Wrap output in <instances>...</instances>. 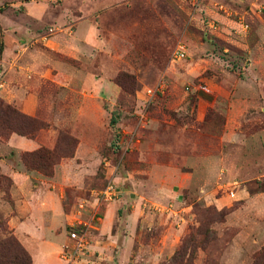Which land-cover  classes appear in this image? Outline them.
Returning a JSON list of instances; mask_svg holds the SVG:
<instances>
[{
	"label": "rangeland",
	"instance_id": "obj_1",
	"mask_svg": "<svg viewBox=\"0 0 264 264\" xmlns=\"http://www.w3.org/2000/svg\"><path fill=\"white\" fill-rule=\"evenodd\" d=\"M0 41V103L44 125L0 139V240L31 264H264V0H0ZM59 134L51 177L25 169L17 138Z\"/></svg>",
	"mask_w": 264,
	"mask_h": 264
},
{
	"label": "trees",
	"instance_id": "obj_2",
	"mask_svg": "<svg viewBox=\"0 0 264 264\" xmlns=\"http://www.w3.org/2000/svg\"><path fill=\"white\" fill-rule=\"evenodd\" d=\"M2 43L0 41V52ZM44 128V125L33 117L22 114L9 105L0 103V139L7 141L11 133L32 139L35 134ZM62 146L73 143V140L64 134H59L54 147L51 150L37 148L30 152H24L20 159L27 170H35L45 177H51L52 167L60 158L70 157V153L63 151ZM0 231H4L0 226ZM8 253V255H7ZM180 255H173L170 263L179 260ZM168 263V264H170ZM0 264H31L29 257L18 242L7 236L0 240Z\"/></svg>",
	"mask_w": 264,
	"mask_h": 264
},
{
	"label": "crops",
	"instance_id": "obj_3",
	"mask_svg": "<svg viewBox=\"0 0 264 264\" xmlns=\"http://www.w3.org/2000/svg\"><path fill=\"white\" fill-rule=\"evenodd\" d=\"M78 24L80 25V23H78ZM77 27H78V25H77ZM79 28H80V27H79ZM77 31H78V30L76 29V32H77ZM88 32L90 33V36H91V35H93V33H94V29L91 28ZM13 139H14V136L10 137L9 140H8V142H7V144H9L10 141H12ZM17 140L25 142V144H26L27 146H29V147H27V146L24 147L25 150L22 149V148H20V149L15 148L16 151H21V150H22V151H31V150H34V149L37 147V143H36V144H32V143L29 142L30 140H28V139H22V138H19V137H18ZM19 169H20V167H19ZM20 170H21V169H20ZM8 172H9V171H8ZM8 174H10V176H11L12 180H14V182H15V179H14V178H18V177H20L19 175H15V174H13L12 171H10ZM23 176H25V175H23ZM28 184L30 185V179H29V177H28ZM29 189H30V191H34V189H31L30 187H29ZM2 210H4V212H3ZM7 212H12V209H11V208L8 209V208L5 207L4 205H2V207H0V213L2 214L1 217H5V216H6V219H7V223H8V224H11V225H12L14 222H17V221H18V220L16 219V217H17L16 214L13 215V216H10V215H6ZM27 220H28L29 222H33L32 219H30V218H27ZM18 223H20V222L18 221ZM32 260H33V263H32V264H38V263H36V258H35V260L32 258ZM39 261H40V257H39Z\"/></svg>",
	"mask_w": 264,
	"mask_h": 264
},
{
	"label": "built area",
	"instance_id": "obj_4",
	"mask_svg": "<svg viewBox=\"0 0 264 264\" xmlns=\"http://www.w3.org/2000/svg\"><path fill=\"white\" fill-rule=\"evenodd\" d=\"M182 53H183V49L181 47H177V49L174 51V55L178 57L182 56ZM115 194L116 193H115L114 187L113 185H111L110 182H108L105 185L104 189L101 191V196L106 201L111 200L115 196ZM69 237L71 239L78 238V236L76 235V233H74V231L69 232Z\"/></svg>",
	"mask_w": 264,
	"mask_h": 264
}]
</instances>
